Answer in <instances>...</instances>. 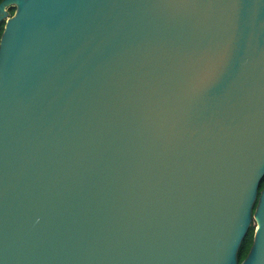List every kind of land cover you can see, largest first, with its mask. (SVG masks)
Listing matches in <instances>:
<instances>
[{"label": "water", "instance_id": "95a60500", "mask_svg": "<svg viewBox=\"0 0 264 264\" xmlns=\"http://www.w3.org/2000/svg\"><path fill=\"white\" fill-rule=\"evenodd\" d=\"M2 18L0 264H264V0Z\"/></svg>", "mask_w": 264, "mask_h": 264}, {"label": "trees", "instance_id": "16d2710c", "mask_svg": "<svg viewBox=\"0 0 264 264\" xmlns=\"http://www.w3.org/2000/svg\"><path fill=\"white\" fill-rule=\"evenodd\" d=\"M7 14H11L14 10V6L13 4H9L5 7ZM3 24H4V18H2L1 23H0V34L3 28ZM264 185V174L261 176L258 184H257V192H259L260 188ZM255 203V202H254ZM253 203V205H254ZM253 207V206H252ZM252 231H253V225L250 223L247 226V229L245 231V233L243 234L242 238L240 239L238 246L236 248V258H237V262H239L246 254L249 245L251 243L252 240Z\"/></svg>", "mask_w": 264, "mask_h": 264}, {"label": "rangeland", "instance_id": "374dc122", "mask_svg": "<svg viewBox=\"0 0 264 264\" xmlns=\"http://www.w3.org/2000/svg\"><path fill=\"white\" fill-rule=\"evenodd\" d=\"M250 222H252V220H250Z\"/></svg>", "mask_w": 264, "mask_h": 264}]
</instances>
